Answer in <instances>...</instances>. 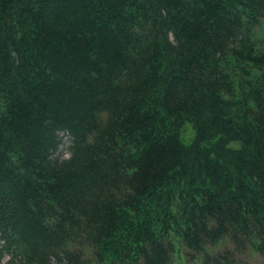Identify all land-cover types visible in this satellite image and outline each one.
<instances>
[{
	"label": "trees",
	"instance_id": "obj_1",
	"mask_svg": "<svg viewBox=\"0 0 264 264\" xmlns=\"http://www.w3.org/2000/svg\"><path fill=\"white\" fill-rule=\"evenodd\" d=\"M263 24L264 0H0V264L264 254Z\"/></svg>",
	"mask_w": 264,
	"mask_h": 264
},
{
	"label": "rangeland",
	"instance_id": "obj_2",
	"mask_svg": "<svg viewBox=\"0 0 264 264\" xmlns=\"http://www.w3.org/2000/svg\"><path fill=\"white\" fill-rule=\"evenodd\" d=\"M257 30H259L260 36H261L264 33V24L262 27H258ZM193 129L194 128H192V126L190 124L185 126V128H184L185 135L182 134L184 140H186V141L192 140V138L194 136ZM67 145H68V137H65V142H64L63 146L61 147V151H60L62 154V157L69 156V151L66 148ZM244 262H245V264H264V254H256L255 256L248 257V258H246V260Z\"/></svg>",
	"mask_w": 264,
	"mask_h": 264
}]
</instances>
